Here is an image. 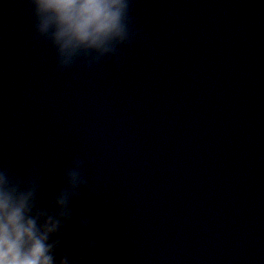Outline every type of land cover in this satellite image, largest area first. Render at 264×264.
<instances>
[{"label": "water", "instance_id": "obj_1", "mask_svg": "<svg viewBox=\"0 0 264 264\" xmlns=\"http://www.w3.org/2000/svg\"><path fill=\"white\" fill-rule=\"evenodd\" d=\"M0 264H264V0H0Z\"/></svg>", "mask_w": 264, "mask_h": 264}]
</instances>
